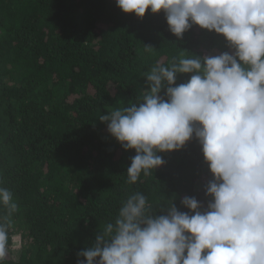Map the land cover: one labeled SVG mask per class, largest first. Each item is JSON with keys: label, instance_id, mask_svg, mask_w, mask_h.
Returning a JSON list of instances; mask_svg holds the SVG:
<instances>
[{"label": "trees", "instance_id": "1", "mask_svg": "<svg viewBox=\"0 0 264 264\" xmlns=\"http://www.w3.org/2000/svg\"><path fill=\"white\" fill-rule=\"evenodd\" d=\"M233 51L195 24L178 39L163 10L138 18L115 0H0V186L18 205L3 264H78L135 192L154 215L167 204L188 212L186 196L206 210L212 175L194 135L157 153L164 164L129 184L135 151L99 118L139 102L158 63ZM190 76L177 74L173 86Z\"/></svg>", "mask_w": 264, "mask_h": 264}, {"label": "clouds", "instance_id": "2", "mask_svg": "<svg viewBox=\"0 0 264 264\" xmlns=\"http://www.w3.org/2000/svg\"><path fill=\"white\" fill-rule=\"evenodd\" d=\"M115 4L138 18L148 9L163 10L178 39L195 24L223 35L234 51L182 57L170 67L158 63L145 76L148 90L139 102L99 118L125 151H135L126 171L129 184L164 164L157 153L179 150L194 135L212 175L206 210L186 196L180 203L188 212L167 204L166 214L154 215L146 197L135 192L92 246L78 253L84 257L78 264H264V0ZM177 74L191 76L173 86ZM162 89L164 96L158 95ZM0 208L3 264L18 208L3 186Z\"/></svg>", "mask_w": 264, "mask_h": 264}, {"label": "rangeland", "instance_id": "3", "mask_svg": "<svg viewBox=\"0 0 264 264\" xmlns=\"http://www.w3.org/2000/svg\"><path fill=\"white\" fill-rule=\"evenodd\" d=\"M13 243H12V249L15 251L19 248L20 241L18 237H12Z\"/></svg>", "mask_w": 264, "mask_h": 264}]
</instances>
